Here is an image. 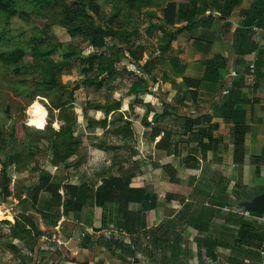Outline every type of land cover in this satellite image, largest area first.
Wrapping results in <instances>:
<instances>
[{
  "label": "rangeland",
  "instance_id": "1",
  "mask_svg": "<svg viewBox=\"0 0 264 264\" xmlns=\"http://www.w3.org/2000/svg\"><path fill=\"white\" fill-rule=\"evenodd\" d=\"M13 1L15 12L0 11V52L20 46L25 56L17 64L0 60V264H71V245L81 248L85 243L99 248L100 259L88 264H113L122 255L114 240L132 243L137 250L125 264H133L135 258L140 264L148 259L157 264H191L195 251L207 254L201 248L193 251L191 240L180 241L175 229L167 235L160 227L147 228L148 205H157L159 194L143 186L153 200L130 201L125 206L119 192L127 183L136 187L132 177L144 171L149 161L170 160L176 172L186 157L200 162L190 153L187 156L189 149L182 150L185 140L193 137L185 125L191 120L188 114L208 112L211 103L227 94L223 80L203 79L206 59L220 54L205 42L200 26H211L213 11L196 15L190 29L178 31L173 28L183 24L177 16L178 1L95 0L104 16L94 15V24L111 25L121 34L107 36L111 50H105L91 43L80 19L83 32H70L67 20L86 0ZM196 2L201 9L213 4ZM171 3L176 10L169 17L165 11ZM170 33L175 39L162 50ZM199 36L203 42L197 41ZM207 47L212 48L211 55L201 56ZM96 53L104 56L95 59L94 69L86 70L89 64L82 58ZM46 57L54 65L68 61L60 71L54 70L58 85L47 96L42 93L49 85L44 80L50 77ZM99 61L110 65L114 76L109 70L101 72ZM134 85L142 90L130 92ZM59 95L69 103L56 107L53 99ZM36 100L46 110L42 126L29 120ZM118 101L120 107L109 112L99 107L114 108ZM162 112L166 114L157 116ZM68 132L76 148L56 163L53 144L63 141ZM154 142L160 148L156 155ZM190 150L201 156L198 148ZM116 187L120 188L115 195L98 202V192L113 194ZM69 199L74 202L66 204ZM136 218L140 223L133 233L127 232L128 220L132 223ZM106 248L115 256L111 260L105 256Z\"/></svg>",
  "mask_w": 264,
  "mask_h": 264
},
{
  "label": "crops",
  "instance_id": "2",
  "mask_svg": "<svg viewBox=\"0 0 264 264\" xmlns=\"http://www.w3.org/2000/svg\"><path fill=\"white\" fill-rule=\"evenodd\" d=\"M175 1L200 8V2H196L197 0ZM210 1L213 4L202 8L205 11H213V17L208 20L211 26L206 27L205 23V26L202 24L200 26L203 28L202 33L205 34V42H211L210 45L215 49L214 53H220L219 55L222 54L226 59V65L220 68L223 88L227 90L232 87L239 93L234 107L244 112L247 125L243 161L235 160L233 122L230 118L222 116L221 108L217 109L221 101H217L215 104L211 103L208 112H203L207 115V121L216 125L212 133L214 139L211 141V148L203 150L194 136L185 140L187 142L182 148L184 151L189 149L187 156L190 153L200 162L192 157H186L176 172L170 160L160 158L158 162L155 159L149 161L144 171H139L132 177V184L136 187L145 186L152 193L161 196L158 204L146 211L147 228L160 227L167 235H172L175 229L178 231L180 241L187 240L190 243L191 240L193 251L201 248L200 250L206 252L210 246L217 254V260H213L206 253L199 252L200 258L195 251L190 256L193 259L191 264H264L260 253L264 221L224 210V206L228 204L249 210L241 206L240 202L250 201L264 192V26L259 24L264 22V0H242L226 17H222L220 6L215 4L214 0ZM255 3L258 17L249 28L248 38L257 47L239 56L233 45L234 32L241 26ZM186 22L184 20L183 24ZM254 26L259 27V30H255ZM201 38L199 36L197 41L203 42ZM197 45L203 46L201 43ZM202 49L201 56L206 53L211 55L212 48ZM251 62L256 69L254 81L249 78ZM154 143L153 151L156 155L160 148H157V142ZM190 147L198 148L201 156L194 154ZM174 151L172 156L177 153V145ZM254 157H260L259 164ZM257 165L260 167L259 172L256 170ZM220 203L224 204L219 205ZM193 208L196 210L192 213ZM249 211L254 214L252 210ZM242 216H245V221L249 223L245 222V235L239 241ZM76 250L84 248L76 246L71 248L73 255L71 264H82L74 252ZM146 263L157 264L149 259ZM133 264H140L139 259Z\"/></svg>",
  "mask_w": 264,
  "mask_h": 264
},
{
  "label": "trees",
  "instance_id": "3",
  "mask_svg": "<svg viewBox=\"0 0 264 264\" xmlns=\"http://www.w3.org/2000/svg\"><path fill=\"white\" fill-rule=\"evenodd\" d=\"M39 1L46 3L49 0H39ZM214 1H215V4L220 6L219 11L221 12L222 17L229 16L233 12L234 8L242 2V0H214ZM188 8L190 7L186 3H181L178 5V8H177L178 18L181 21H184V20L187 21L185 24L173 27L178 31L186 29V28H191L192 25L196 23L195 16L205 14L204 9L195 8L194 6H192V8L190 9ZM256 9H257V4L255 3L251 11L249 12V14L243 19L241 26H239L234 32L235 37H234L233 45L235 47L236 53L239 56L247 54L257 47V45H254L253 42L250 41V38H248L249 28H251L252 22H254L255 19L258 17V14H256L255 12ZM90 10L93 12V14L90 13ZM175 10H176V5L174 3H171L167 6L165 12L169 17H172V14L175 13ZM0 11L15 12L16 9L14 8V1L13 0H0ZM76 11H74L73 14H71L69 19L67 20L71 34L77 35L83 32V28L81 24L77 22V20L80 19L87 26L88 35L90 37L91 43L97 47H100L103 49L105 48V50L107 49L111 50V47L106 43V37L111 36L112 38H118V37H121V34L118 30L114 29L111 25H107L101 28V27H97L94 24V15H96L99 18H103L104 16V13L100 9V6L97 4V2L95 0H86L85 5H82L81 8ZM259 24L261 25L263 24L262 26H264V22H261ZM174 39H175L174 33H170L168 40L166 41V43L162 45L161 49L167 50L169 48V43ZM115 45L116 43L114 44V46ZM24 56H25V49L20 46H16L11 50H4L0 52V60L6 64H17L18 61L24 58ZM98 56L103 57L104 55L103 53H100V54L96 53V54H89L88 56L82 58L84 61H87L89 64L86 70L94 69L95 59ZM131 56H133L136 61L138 60L134 53ZM45 60L47 62L50 61L49 65L48 64L45 65V67L48 69V72H49L48 74L50 77L44 80L49 85L47 86L46 90H42V93L46 94L45 96H47L58 85L56 71H60L68 61L65 59V60H62L60 63H57L56 65H54V63H52V61L49 60V57H46ZM225 61H226L225 57L219 54L214 57H210L206 59V69L203 74V79L213 82V83L219 82L220 77H221L220 68L226 65ZM99 64H100L99 67H100L101 72L105 70H109L110 76H114V74L112 73L113 71H111L112 69L110 65L104 66L101 63V61H99ZM54 66H56V69H54ZM90 82H95V80H91L89 81V83ZM141 90L142 89L138 85H134L131 87L130 92L137 93ZM143 90L147 91L146 88H144ZM238 98H239V93L237 92V90L232 87L228 88L227 94L222 98L220 108H221L222 116L225 118H230L233 122L232 132H233V140L235 144V155L234 156L237 162H242L245 151H246L245 134L247 131V125L245 124L244 112L234 107V103L238 100ZM53 102L55 103L56 107H62L66 105L67 103H69V101L63 100L61 95L53 99ZM99 107L105 108L106 111L109 112L111 109L113 110V109L119 108L120 101L116 103V107L114 108H112L109 105H104V106L99 105ZM156 114L157 116H162L166 114V112L156 113ZM180 115H183V114H180ZM188 117H190L191 120L186 121L185 125L187 126L188 129H190L191 132H193L191 134L195 137L196 140H198L202 149L208 150L209 148H211V141H213L214 139L212 133H213L214 127L216 126L215 123L210 122L209 125H204V121L205 120L207 121L206 119L207 115L204 113H200L199 115L198 114L195 115L194 113H192L191 115H188ZM148 124L150 123L148 122ZM196 125L198 126L197 130L193 131L195 128L194 126ZM160 129L161 127L159 125V128H157L158 132L160 131ZM75 148H76V141L72 139L71 134L68 132L65 135V139L63 141H61L60 143L55 142L53 144V149H54L53 152L55 156H57V159H55V162L59 163L61 161H65L70 155H72ZM61 149L64 150V153H61L62 152ZM254 160L257 161V163L259 164L260 157H254ZM256 170L257 172H259L260 170L259 165H257ZM127 184H125L123 189H121V191L119 192L120 198L123 201V204L125 206L128 205L130 201L143 202L147 200H153L154 195H151L150 193H148L144 187L133 188V187H128ZM118 188L120 187H116L114 189L112 188L111 192H113L114 190L113 194L109 193L108 191H104L103 193L98 192L96 194V198L98 202L101 201L102 203H104L108 198H110V196H113L116 194L115 190H118ZM5 189L7 190V187ZM73 194L75 193L73 192ZM73 202L74 201H72V199H69L66 202V204L73 203ZM223 204L224 203H220L219 205H223ZM153 206H154V202L151 204V206L148 205V208H151ZM126 213L128 215V212ZM253 213L258 214V215L262 214L261 212H256V211L255 212L253 211ZM142 218H143V221L141 222V224L144 226L145 217H142ZM27 219H28V223L30 224L31 222L32 226H34V228H36L39 231L38 225L34 221H32L30 217H27ZM136 220H134L132 223H129V220H128L127 224L125 225L126 226L125 230L127 232L129 233L134 232L135 227L138 226L137 223H140L138 222V218H136ZM241 222H242V225L239 231L240 233L239 241L241 240L242 236L245 235V226H246L245 222L249 223V221H245V216H242ZM262 240H261V243H262ZM107 243L109 246H111V243L109 241ZM205 243H207V240H205ZM114 244H115L116 249L121 250L122 255H120L119 257L117 256L116 259L113 260L112 262L113 264L116 262L120 264H125V262H129L130 257H135L137 250L132 243L124 242L123 240H114ZM74 246H75L74 244L71 245V247H74ZM81 248H84V250H77V254L80 253L82 255V257L78 259L79 262H81L82 264H88L91 259L95 261L100 259V256L98 254L99 249L88 247L86 243L83 244ZM86 248H89V249H86ZM106 250L107 251L105 252V256H107L108 259L110 258L111 260V256L115 257L113 253H110V250L108 248H106ZM207 256L213 260H217V254L214 252V250L210 249V246H209V249H207ZM136 259L137 258H135V260Z\"/></svg>",
  "mask_w": 264,
  "mask_h": 264
},
{
  "label": "built area",
  "instance_id": "4",
  "mask_svg": "<svg viewBox=\"0 0 264 264\" xmlns=\"http://www.w3.org/2000/svg\"><path fill=\"white\" fill-rule=\"evenodd\" d=\"M253 28L255 30H259V27H257V26H254ZM249 78L251 79V81H254L256 79V69H255L254 63H252V62L250 63ZM224 210L234 211V212H237V213L246 215V216H253V217H255L256 219H258L260 221H264V213H262L260 215H258V214H251V212L249 210L243 209L242 207L237 206V205H230V204L225 205L224 206ZM260 253H261L262 258L264 259V238L262 240V244H261V248H260Z\"/></svg>",
  "mask_w": 264,
  "mask_h": 264
},
{
  "label": "bare ground",
  "instance_id": "5",
  "mask_svg": "<svg viewBox=\"0 0 264 264\" xmlns=\"http://www.w3.org/2000/svg\"><path fill=\"white\" fill-rule=\"evenodd\" d=\"M45 119H46V110L43 108L41 103L36 100L31 106V110L29 114L30 123L37 126H42Z\"/></svg>",
  "mask_w": 264,
  "mask_h": 264
},
{
  "label": "water",
  "instance_id": "6",
  "mask_svg": "<svg viewBox=\"0 0 264 264\" xmlns=\"http://www.w3.org/2000/svg\"><path fill=\"white\" fill-rule=\"evenodd\" d=\"M240 205L256 212L264 213V192L250 201H242ZM136 262L138 259L135 260Z\"/></svg>",
  "mask_w": 264,
  "mask_h": 264
},
{
  "label": "clouds",
  "instance_id": "7",
  "mask_svg": "<svg viewBox=\"0 0 264 264\" xmlns=\"http://www.w3.org/2000/svg\"><path fill=\"white\" fill-rule=\"evenodd\" d=\"M35 122V121H34Z\"/></svg>",
  "mask_w": 264,
  "mask_h": 264
}]
</instances>
